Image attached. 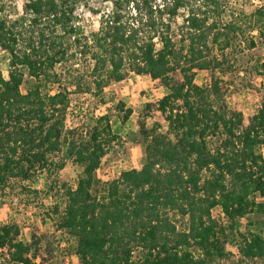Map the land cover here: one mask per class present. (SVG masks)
<instances>
[{
  "label": "trees",
  "instance_id": "16d2710c",
  "mask_svg": "<svg viewBox=\"0 0 264 264\" xmlns=\"http://www.w3.org/2000/svg\"><path fill=\"white\" fill-rule=\"evenodd\" d=\"M111 1L89 37L75 25L77 0H28L16 18L0 13V51L9 62L7 78L0 72V189L51 174L67 160L77 165L75 187L62 184L63 208L54 210L56 230L76 240L77 264H214L227 258L225 244L236 235L235 264L264 263V238L236 230L246 215H264V200L257 201L264 199V98L246 124L224 102L217 79L194 81L199 72L222 70L236 41L264 45V5L241 22L234 14L224 21L221 0ZM86 59L89 80L79 70ZM24 72L32 80L25 93ZM128 72L167 90L144 107L166 127L141 122L144 164L101 189L95 173L118 137L108 113L87 111L90 122L67 125L70 97H99ZM118 108L125 123L132 111ZM0 254L11 264L50 259L39 237L24 243L13 224L0 226Z\"/></svg>",
  "mask_w": 264,
  "mask_h": 264
},
{
  "label": "rangeland",
  "instance_id": "374dc122",
  "mask_svg": "<svg viewBox=\"0 0 264 264\" xmlns=\"http://www.w3.org/2000/svg\"><path fill=\"white\" fill-rule=\"evenodd\" d=\"M28 0H0V13L3 16L16 18L22 13ZM225 7L224 21L227 15L234 14L243 22L246 16L264 5V0H221ZM112 10L111 0H77L74 6L75 25L80 27L85 36L89 37L102 26L106 15ZM133 14L132 8H125L126 15ZM180 13H186L181 11ZM134 16V15H133ZM181 24V17L175 20L172 29L176 31ZM245 28L244 25L241 26ZM251 35V34H250ZM254 37V33L252 34ZM249 39V35H244ZM253 49H247V42H235L234 49L229 52L225 67L220 71L208 70L195 76L197 85L208 84L211 79L220 82L223 100L230 110L240 112L244 123L253 116L264 98V45L258 43ZM71 51H74L72 49ZM79 70L86 79L92 63L80 60ZM229 65V66H227ZM90 66V67H91ZM56 72L63 71L62 66L56 67ZM0 72L4 78L9 73L7 56L0 51ZM127 79L121 82L107 84L99 97L73 94L71 98V116L67 125H75L80 121H89L84 117L87 111L100 116L108 113L112 132L118 139L101 160L95 173L96 185L102 189L108 182L116 179L123 171L140 168L145 161L144 139L138 133V125L145 123L147 129L157 128L164 132L165 123L159 115L145 114L144 107L154 103L167 93V90L157 80H151L145 75L128 72ZM25 83L21 90L25 93L32 80L24 72ZM55 89L52 90L54 92ZM124 104V109H131L132 114L125 123L121 122L122 112L118 105ZM83 116V117H82ZM89 118V116H88ZM264 158V146L260 149ZM62 154L56 155L55 160ZM80 168L72 161H66L63 168L49 173L35 175L28 181H10L0 189V226L13 224L19 228V240L30 243L33 238H40L44 252L49 254L45 264H77L75 254L76 240L66 230H56L58 215L54 214L55 207L63 208L61 192L62 184L75 187L76 177ZM95 185V187H96ZM264 199L257 198V201ZM219 211L213 215L219 217ZM178 222L179 229L183 225ZM240 234L251 232L264 238V215L248 214L236 223ZM238 236L229 238L225 244L227 258L214 264H235L239 258L237 250ZM136 256V254H134ZM0 264H11L0 254ZM253 264H264L254 261Z\"/></svg>",
  "mask_w": 264,
  "mask_h": 264
}]
</instances>
